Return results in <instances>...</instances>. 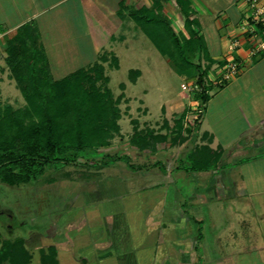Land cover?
Instances as JSON below:
<instances>
[{
  "label": "crops",
  "instance_id": "1",
  "mask_svg": "<svg viewBox=\"0 0 264 264\" xmlns=\"http://www.w3.org/2000/svg\"><path fill=\"white\" fill-rule=\"evenodd\" d=\"M189 2L203 36L205 21L223 29L218 31V52L209 55L216 61H241L230 82L213 86L220 91L229 87L226 103L217 97L218 91L210 94L193 137L172 142L168 133L152 149L130 144L134 156L124 162L116 179L99 180L93 191L67 196L58 221L66 227L63 242L54 239L49 244L56 264H264V52L250 56L253 40L239 29L245 0ZM153 5L154 0H0V42L20 25L33 22L52 72L79 61L65 68L69 73L109 51L105 47L115 35L122 41L125 35H137L140 28L129 9ZM158 5L173 28L184 33L173 1L159 0ZM43 35L62 38L64 58L55 68L48 50L51 40ZM61 35L68 36L63 40ZM230 37L240 41L233 52L228 49ZM221 69L218 65L214 70ZM188 123L181 125V134H188ZM136 124L139 130L141 124ZM158 127L154 133L165 132ZM202 144L220 147L215 164L186 169V153ZM79 198L88 203L78 207Z\"/></svg>",
  "mask_w": 264,
  "mask_h": 264
},
{
  "label": "rangeland",
  "instance_id": "2",
  "mask_svg": "<svg viewBox=\"0 0 264 264\" xmlns=\"http://www.w3.org/2000/svg\"><path fill=\"white\" fill-rule=\"evenodd\" d=\"M159 10L162 11V7H159ZM174 10L177 11L175 6ZM206 11L211 16L217 15V13H211L209 9ZM201 26L208 51L212 54L217 53L219 50L218 31L222 33L223 29L217 30L212 21H205ZM46 36L52 43L48 50L53 62L52 66L55 68V62L64 58L65 49L62 43H59L62 38L59 40L60 35H57L59 37L57 39H53L54 35H43L45 39ZM66 36L68 35H61L63 40ZM125 36V41L119 40V36L115 35V38L107 43L105 49L109 51L99 53V55L106 53V59L101 61L97 58L95 62L84 67L80 77L82 80L75 79L69 83L66 77L71 74L64 77L68 74L65 70L79 62L76 60L64 63V66L62 65L56 71H51V79L54 81L53 86L57 92L56 103L60 111L66 108L69 90L75 87L77 89L79 86L87 91L104 94L101 104L110 107L112 112L119 109L120 118H117L116 122L120 125L121 133L109 129L110 136L107 139L109 144L101 148L106 155L95 158V162L79 159L78 162L72 164L47 165L38 177L29 181L9 184L0 180V249L12 242H19L28 254L29 264H51L54 261L55 255L50 251L49 244L54 239L63 242L62 235L66 227L62 228L58 221L64 212L67 196L74 193L81 195L86 190L91 192L99 180L110 182L116 179L118 170L125 167L124 162L134 156L131 153L129 141L134 125L133 119L139 121L142 131L151 134L149 130L154 131L157 129L154 128L155 125L156 127L159 125L158 130L164 128L165 132L158 133L165 134V136L170 133V137H175L179 141L178 136L174 135L175 128L183 122L187 124L186 119L195 112L193 101L197 100L195 96L197 93L190 89H182L180 86L182 82L186 85L193 82V79L188 78L191 73L176 72L168 64L166 57L157 50L141 30L137 35L133 33ZM112 55L116 56L118 67H114ZM225 62L226 60H214L213 62L205 57L202 60L204 66H208L209 70L212 69L213 75H207L211 88L209 93L214 94L218 91L217 97H222L223 103H226L225 99L230 92L229 87H223L220 91L218 87L213 86L220 85L216 83L217 74L220 71L216 72L214 69L218 65L223 68ZM59 64L62 63L58 62ZM129 69H138L141 72L134 82L128 77ZM120 93L122 97L118 101ZM97 105H95L96 109ZM27 108L28 99L17 87L12 76L7 60L6 43L3 39L0 42V123L7 119H15ZM112 112L104 115L105 120L96 118L98 125L108 128L107 120L111 118ZM203 113L204 109L202 115ZM93 114L95 113H90L89 117L95 118ZM60 115L63 117L64 113ZM163 115L170 117V120L174 117V120L163 121ZM190 126L189 123L186 125L187 128ZM192 131L195 132L194 129ZM190 135L193 137L192 132ZM183 137H185L184 134ZM148 147L151 148L150 145ZM120 149L125 150L127 157L124 154L118 157ZM76 203L78 207H83L88 202L79 198ZM62 245L65 248V241ZM0 264H9V260L5 259Z\"/></svg>",
  "mask_w": 264,
  "mask_h": 264
},
{
  "label": "trees",
  "instance_id": "3",
  "mask_svg": "<svg viewBox=\"0 0 264 264\" xmlns=\"http://www.w3.org/2000/svg\"><path fill=\"white\" fill-rule=\"evenodd\" d=\"M172 1L183 18L184 33L176 31L168 17L159 10V0H154V5L150 7L129 9L128 13L176 72L191 73L188 78L198 84L200 90L195 92V96L204 109L211 88L207 81L209 67L204 66L202 60L205 57L214 62V59L209 55L204 36L198 30L199 19L189 0ZM4 39L8 65L17 87L28 99V108L15 119L0 123V180L9 184L29 181L38 177L50 164H72L79 159L95 162V158L105 156L101 148L109 144V129L119 133L116 122L120 118L119 109L112 112L110 107L101 104L104 94L79 86L69 90L66 108L60 111L50 65L36 25L26 22ZM112 57L114 67H118L116 56ZM98 59L104 61L106 53L99 55ZM82 72L83 68H78L64 77L71 74L66 81L72 83L80 79ZM139 73L138 69H129L130 81L134 82ZM121 97L122 93L118 95V101ZM110 111L112 116L107 120L108 128L98 125L97 120H105L104 115ZM60 113H64V116ZM90 113H95V118L92 115L93 118L89 117ZM132 121L130 144L139 149L150 148V145L152 149L156 142L166 140L165 134L154 133L152 129L149 130L151 134L137 130V121ZM199 121L195 120L187 128L185 137L181 134V125L175 128L174 135L185 141L192 130L197 129ZM176 141L174 137L172 142ZM220 152V147L213 150L207 144L198 145L186 153L185 161L189 163L186 169H207L215 164ZM49 248L55 255L54 248ZM5 259L9 260V264H29L28 254L19 242H12L0 249V262ZM53 260L51 264H56V259Z\"/></svg>",
  "mask_w": 264,
  "mask_h": 264
},
{
  "label": "built area",
  "instance_id": "4",
  "mask_svg": "<svg viewBox=\"0 0 264 264\" xmlns=\"http://www.w3.org/2000/svg\"><path fill=\"white\" fill-rule=\"evenodd\" d=\"M246 10L242 18L239 29L248 35L253 42L249 47V55L254 56L260 52H264V0H245ZM240 46V41L237 37H230L228 39V49L233 52ZM242 64L237 58L226 59L223 68L217 74L216 83L227 81L234 77L240 70ZM182 89H190L192 92L200 90L197 83L192 82L186 85L184 82L180 84ZM198 101V100H197ZM199 105L195 107V112L191 117H188L189 124H194L195 120H200L203 108Z\"/></svg>",
  "mask_w": 264,
  "mask_h": 264
}]
</instances>
